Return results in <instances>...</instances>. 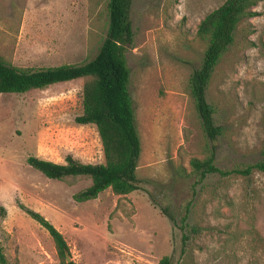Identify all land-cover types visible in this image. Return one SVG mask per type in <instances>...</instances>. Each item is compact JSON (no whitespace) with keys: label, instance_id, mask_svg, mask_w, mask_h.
<instances>
[{"label":"rangeland","instance_id":"374dc122","mask_svg":"<svg viewBox=\"0 0 264 264\" xmlns=\"http://www.w3.org/2000/svg\"><path fill=\"white\" fill-rule=\"evenodd\" d=\"M106 1L0 0V55L15 66L90 60L106 36ZM223 1L132 0L126 59L141 190L118 196L107 188L76 202L89 178L50 179L26 163L28 156L104 161L95 126L74 121L87 77L0 94V243L11 263L62 264L47 231L19 202L62 233L76 264H159L164 256L171 264H264V173L211 174L201 182L191 174L190 160L204 158L212 145L221 169L263 157L264 0L239 23L208 86L223 128L213 142L186 91L204 49L197 25ZM156 204L168 208L173 224Z\"/></svg>","mask_w":264,"mask_h":264},{"label":"trees","instance_id":"16d2710c","mask_svg":"<svg viewBox=\"0 0 264 264\" xmlns=\"http://www.w3.org/2000/svg\"><path fill=\"white\" fill-rule=\"evenodd\" d=\"M260 1L263 0H224L205 14L197 25L196 36L204 42V49L199 65L192 68L189 74L186 91L201 129L211 142L222 135L223 128L215 122V110L207 101L208 86L221 57L234 42L239 23L256 15L253 7ZM131 7L132 0L106 1V36L95 56L84 63L15 66L0 55V94H23L32 89H45L57 83L88 78L82 87V112L74 121L78 125L95 126L104 161L82 163L71 155L65 156L64 163L36 156H28L26 159L30 167L50 179L89 178L90 185L73 195L76 202L96 199L107 188L118 196L142 189L143 181L136 176L141 142L128 88L130 70L126 59V52L132 47L134 38ZM214 150L212 145L204 158L190 160L191 174L197 176V182L211 174L248 177L254 171L264 173V151L262 159L254 163L221 169L214 163ZM156 206L173 224L175 219L168 208L158 204ZM17 207L47 231L62 264H76L74 261L65 262L64 253L70 252L69 246L62 233L49 220L19 202ZM181 221H184V217ZM0 264H19L11 263L6 258L1 243ZM159 264H171L170 257H162Z\"/></svg>","mask_w":264,"mask_h":264},{"label":"water","instance_id":"95a60500","mask_svg":"<svg viewBox=\"0 0 264 264\" xmlns=\"http://www.w3.org/2000/svg\"><path fill=\"white\" fill-rule=\"evenodd\" d=\"M64 254H65V262H66V263H69V262L73 261L70 252L65 251Z\"/></svg>","mask_w":264,"mask_h":264},{"label":"crops","instance_id":"0c3cea01","mask_svg":"<svg viewBox=\"0 0 264 264\" xmlns=\"http://www.w3.org/2000/svg\"><path fill=\"white\" fill-rule=\"evenodd\" d=\"M44 157H46V156H44ZM49 161H53V162H55V163H58V162H56L55 160H52L51 158H48V157H46ZM46 159V160H47Z\"/></svg>","mask_w":264,"mask_h":264}]
</instances>
